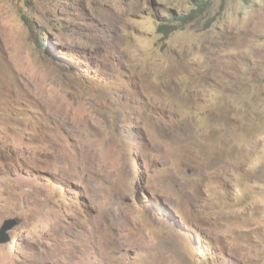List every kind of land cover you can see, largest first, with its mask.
I'll list each match as a JSON object with an SVG mask.
<instances>
[{"label":"rangeland","instance_id":"374dc122","mask_svg":"<svg viewBox=\"0 0 264 264\" xmlns=\"http://www.w3.org/2000/svg\"><path fill=\"white\" fill-rule=\"evenodd\" d=\"M5 225L0 264H264V0H0Z\"/></svg>","mask_w":264,"mask_h":264},{"label":"water","instance_id":"95a60500","mask_svg":"<svg viewBox=\"0 0 264 264\" xmlns=\"http://www.w3.org/2000/svg\"><path fill=\"white\" fill-rule=\"evenodd\" d=\"M6 228H7L6 225L1 227V230H0V239L2 238L3 235L6 234V233H5ZM6 236H7V235H6ZM3 239H4V238H2L0 241H4ZM48 264H52V263H48Z\"/></svg>","mask_w":264,"mask_h":264},{"label":"clouds","instance_id":"9594fccd","mask_svg":"<svg viewBox=\"0 0 264 264\" xmlns=\"http://www.w3.org/2000/svg\"><path fill=\"white\" fill-rule=\"evenodd\" d=\"M244 1H245V0H244ZM162 25L167 27L169 24H162ZM162 29H163V28H162Z\"/></svg>","mask_w":264,"mask_h":264},{"label":"trees","instance_id":"16d2710c","mask_svg":"<svg viewBox=\"0 0 264 264\" xmlns=\"http://www.w3.org/2000/svg\"><path fill=\"white\" fill-rule=\"evenodd\" d=\"M246 2L250 1V0H245ZM163 27V26H162ZM162 27L160 29H162Z\"/></svg>","mask_w":264,"mask_h":264}]
</instances>
